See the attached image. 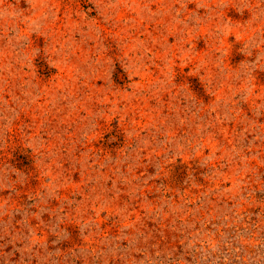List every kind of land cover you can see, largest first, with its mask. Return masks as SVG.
<instances>
[{"label":"rangeland","instance_id":"obj_1","mask_svg":"<svg viewBox=\"0 0 264 264\" xmlns=\"http://www.w3.org/2000/svg\"><path fill=\"white\" fill-rule=\"evenodd\" d=\"M0 264H264V0H0Z\"/></svg>","mask_w":264,"mask_h":264}]
</instances>
